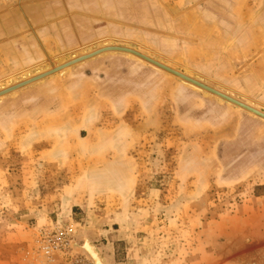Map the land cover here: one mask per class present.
Wrapping results in <instances>:
<instances>
[{
	"label": "rangeland",
	"instance_id": "rangeland-1",
	"mask_svg": "<svg viewBox=\"0 0 264 264\" xmlns=\"http://www.w3.org/2000/svg\"><path fill=\"white\" fill-rule=\"evenodd\" d=\"M105 46L264 113V0H0V94ZM137 58L0 95V264H264V119Z\"/></svg>",
	"mask_w": 264,
	"mask_h": 264
},
{
	"label": "bare ground",
	"instance_id": "bare-ground-1",
	"mask_svg": "<svg viewBox=\"0 0 264 264\" xmlns=\"http://www.w3.org/2000/svg\"><path fill=\"white\" fill-rule=\"evenodd\" d=\"M94 45V44H93ZM89 47V46H88ZM90 48V47H89ZM111 48H115V47H110V46H105V47H103L102 49H98V50H96V51H103V50H106V49H111ZM107 51V50H106ZM131 51H133V50H131ZM104 52V51H103ZM70 53V52H69ZM93 53L94 52H87V54H85L84 56H82L81 58H79V59H77V60H74V61H71V62H69L68 64H63V65H60V66H54L55 68H50L51 70H49V71H46V72H43L42 74L43 75H50V74H53L54 73V71H58L59 72V75L60 76H64V75H67V74H69V67H71V65L73 66L74 64H77L78 62H81V61H84V60H86V59H91L93 56H91V55H93ZM128 53H130V55L132 56V55H135V54H133V52H128ZM100 54V53H99ZM69 55H75L74 53H72V54H69ZM140 55H142V54H138L137 55V59L139 60V61H147L148 63H150V65L154 68V69H156V70H159V64L160 65H163V64H161V63H159V62H157L156 60L154 61V60H152L151 58H149V57H147V56H140ZM86 57V59H82V58H85ZM146 57V58H145ZM81 59V60H80ZM79 60V61H78ZM146 62V63H147ZM158 64V65H157ZM109 65V64H108ZM163 66H165V65H163ZM182 66V65H181ZM166 67V66H165ZM185 68V67H184ZM184 70V69H183ZM37 71V70H36ZM187 70H185V72H186ZM190 71H192V70H190ZM189 71V72H190ZM21 77L24 79L23 80V82H21V83H19V85L18 84H16V85H14L15 84V81H14V76H9L8 78H7V80H6V85L8 86V87H11V88H8L7 90L5 89V90H1L2 91V93L0 94V95H2V94H4V93H8V92H11V91H14L15 89H17V88H19V87H21V86H24V85H26V84H30L31 82H33V81H35V80H37L38 78L39 79H41L40 77H42L43 75L40 73V74H34V75H36V76H32L31 75V72H30V69H26V70H22L21 72ZM179 73V72H178ZM196 73V72H195ZM185 77H187V78H189L190 79V77L189 76H186V74H183ZM54 76V75H53ZM196 79L195 80H193L194 82H191V81H189V80H185V79H182V80H185L187 83H188V85H190V86H192V87H194V88H196V89H199V90H202V89H204L202 86H200L201 85V83H202V81L204 80V78L201 76V75H198V74H196V77H195ZM38 79V80H39ZM184 81V83H186ZM197 83V84H196ZM199 83V84H198ZM204 83V82H203ZM202 83V85H204ZM18 85V86H17ZM4 87V86H3ZM202 88V89H201ZM229 92H231V91H229ZM230 94H232V93H230ZM237 94V93H236ZM231 96V95H230ZM238 96V95H237ZM235 98L234 97V95L233 96H231V98ZM237 98V97H236ZM235 98V99H236ZM242 98H244V99H246V101H247V104L246 103H243L244 105H246L247 107H249V108H251V109H253V110H255V111H257V112H260L259 110H258V107H260V105L259 104H257V103H254L253 102V100H251V99H247L246 97H244V96H242ZM230 102V101H229ZM256 102V101H255ZM231 103V102H230ZM235 106H236V104H235ZM238 107H240L239 105H237ZM241 108H243V107H241ZM243 109H245V108H243ZM245 110H247V109H245ZM247 111H249V110H247ZM249 112H252V111H249ZM252 113H254V112H252ZM254 114H256V113H254ZM257 115V114H256ZM259 116V115H258ZM260 117V116H259ZM260 118H262V117H260ZM262 119H264V118H262ZM72 245V247H73V249H74V252L76 251V252H79V253H81L82 255H84L85 256V254H86V259L88 260V258H87V256H89V257H91L92 259H94V261H95V263L96 264H104V260L103 259H101V258H99V256H98V249H96L95 247H93L92 245H90L89 244V242H87L86 241V243L83 245V248L85 249V251L83 250V248H82V245L80 246V249H78V247H77V245H75V243H72L71 244ZM95 246V245H94ZM78 250H80V251H82V252H80V251H78ZM85 254H84V253ZM100 253V252H99ZM107 263V262H106Z\"/></svg>",
	"mask_w": 264,
	"mask_h": 264
},
{
	"label": "water",
	"instance_id": "water-1",
	"mask_svg": "<svg viewBox=\"0 0 264 264\" xmlns=\"http://www.w3.org/2000/svg\"><path fill=\"white\" fill-rule=\"evenodd\" d=\"M106 50H117V51L133 52V54H135L136 56H137L138 54H140V53H137V52H135V51H131L130 49L121 48V47H115V48L106 49ZM106 50H103V51H106ZM103 51H101V52H103ZM101 52H100V51H97V52L93 53V55H91V56L98 55V54L101 53ZM140 56H143V55H140ZM143 57H144V56H143ZM145 58H146V57H145ZM82 59H86V57H85V58H82ZM80 60H81V59H80ZM78 61H79V60H78ZM157 65H158V64H157ZM159 67L162 68V69H165V70H167V71H170V72H172V73H175L176 75L182 77V78L185 79V80H189V81H191V82H194L192 79H189V78H187V77H185V76H183V75H181V74H179V73H177V72H175V71H173V70H171V69H169V68H167V67H165V66H163V65H160V64H159ZM48 75H49V74H48ZM45 76H47V75H43L42 77H45ZM42 77H40V78H42ZM38 79H39V78H38ZM196 84H197V83H196ZM198 84H199V83H198ZM200 86H202L204 89H206V90H208V91L210 90V92H212V93L218 95L219 97H221V98H223V99H225V100H227V101H230L231 103H234V104H236V105H239L240 107H243V108H245V109H247V110H249V111H252V112L256 113L257 115H259L260 117L264 118V113L257 112V111H255V110H253V109L247 107V106L244 105L243 103H241V102H239V101H236V100H234V99H232V98H230V97H228V96H226V95H224V94H222V93H220V92H218V91H215L214 89H211L210 87H207V86L202 85V84H201ZM86 241L89 242L88 240H85V241L83 242V244H81V245H82V248H83V245L86 243ZM89 244L92 245V243H89ZM75 245H77V244L75 243ZM81 245H77L78 249H80V246H81ZM92 246L95 247L94 245H92ZM95 248H96V247H95ZM96 249H97V248H96ZM83 250L85 251L84 248H83ZM78 251H80V250H78ZM97 251H98V250H97ZM80 252H82V251H80ZM83 253H84V252H83ZM84 254H85V253H84ZM85 256H86V254H85ZM98 256H99V258L103 259V257H102L101 254L99 253V251H98ZM87 258H88V261H89L91 264H96L95 261H94V259H92V258L89 257V256H87ZM103 260H104V259H103ZM104 264H107L105 260H104Z\"/></svg>",
	"mask_w": 264,
	"mask_h": 264
},
{
	"label": "built area",
	"instance_id": "built-area-1",
	"mask_svg": "<svg viewBox=\"0 0 264 264\" xmlns=\"http://www.w3.org/2000/svg\"><path fill=\"white\" fill-rule=\"evenodd\" d=\"M42 249L45 252V254L49 258H51L52 255H53L52 253H55V252H58V251L62 250V245H60V244H58L56 242L47 241V242H45L44 245H42ZM77 264H78V261H77ZM86 264H90V263H86Z\"/></svg>",
	"mask_w": 264,
	"mask_h": 264
}]
</instances>
